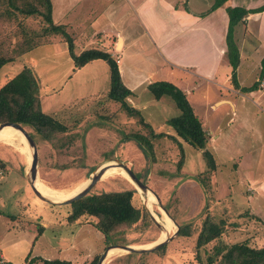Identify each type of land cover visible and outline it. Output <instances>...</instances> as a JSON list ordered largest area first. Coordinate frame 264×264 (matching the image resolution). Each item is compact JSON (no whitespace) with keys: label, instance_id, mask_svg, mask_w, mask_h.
<instances>
[{"label":"rangeland","instance_id":"374dc122","mask_svg":"<svg viewBox=\"0 0 264 264\" xmlns=\"http://www.w3.org/2000/svg\"><path fill=\"white\" fill-rule=\"evenodd\" d=\"M143 1L140 0V6ZM215 1L190 0L189 7L195 12L206 13ZM240 1L242 0H238ZM167 2L177 3L182 11L190 12L185 3L188 2L187 0H167ZM255 2V5H260L264 0H255ZM52 3L53 22L65 26L68 33L73 36L76 54L96 48L112 53L121 61L123 83L133 92L127 103L134 106V109L141 113L144 122L157 133L177 137L174 129L168 126L167 122L178 117L180 111L169 96L155 100L147 86L160 81L170 83L176 81L183 86L181 90L185 93L189 91V102L208 133L207 150L215 156V130L221 132L227 129V125L222 124L221 121L231 113L229 106L220 107L218 112H215L211 106L215 97L221 95L222 89L217 85L219 82L215 81L213 85L199 80L196 76L187 75V70L164 66L167 61L162 50L156 44H152L150 32L133 9L136 8L133 0H52ZM242 4L239 6H249ZM154 6H158L159 11H165L157 3ZM232 6L233 1L229 0L222 8L226 12V8ZM161 19L167 20L165 16ZM37 24V22L32 23L33 26ZM257 26L258 17L247 29L257 34ZM6 28L8 30H3L4 35L8 33L12 37V42L16 43L15 26ZM155 29V27L151 29L153 34ZM219 29L223 32L222 28ZM238 29L239 37L244 38L243 31L246 27L241 25ZM120 35L125 40L122 51V46L118 47ZM50 39L57 40L33 49L0 69L1 89L25 67L30 68L38 84L37 97L42 111L68 126L71 131L78 130L80 135L75 147L65 158L58 156L52 144L37 143L35 135L29 130L38 148L40 182L59 192H72L85 179L89 181L91 175L104 164L120 161L131 167L141 178L143 177L151 191L161 198L164 208L166 205L176 207L180 222L200 224L208 215L216 222L225 221L226 232L221 237V242L229 245L233 242L247 243L245 237L253 235L259 229L264 232V227L257 222L256 228L248 224L249 220L233 223V220L224 213L227 209L215 208V174L204 173L207 164L202 154L183 139L178 138L186 153V161L180 172L177 170L181 156L180 147L168 136L150 138L154 146L153 155L156 156L159 166L152 163L149 153L134 141L122 142L119 136L121 133L147 135L150 134V130L141 123L139 117L130 118L122 111L121 104L108 98L111 80L107 63L99 60L76 69L67 45L58 40L60 39L58 37ZM116 47L120 52L116 51ZM182 52L183 50L178 46L177 54L181 55ZM263 52L264 49H261L257 55L255 54L254 60L250 62L253 64H248L250 67L248 71H242L240 77L244 86H249L257 79L256 68L260 67L262 60L258 64L256 61ZM180 78L183 80L181 81ZM100 117H105L107 121ZM263 117L254 118L250 124H259L264 121ZM29 151V146L27 148L21 143L16 145L0 143V254L3 257V260L0 259V264H44L45 261L92 264L96 259L98 264L100 257L110 246L146 248L154 245L161 237V231L152 224L153 229L150 232L141 234L136 229L128 232L124 236L125 244H109L105 235L96 228L97 221L90 217L74 225L68 224L70 206L46 205L32 192L27 177L31 162ZM257 156L258 154L253 153L245 160L251 162ZM78 160L83 161V167L77 165L60 171L49 168L56 164L62 166ZM155 168L164 170L168 174L167 178L151 175ZM224 172L221 179L225 181L222 185L223 190L226 191L222 193L225 194L221 197L222 203L227 200L228 205H232L231 212H244L248 200L240 193L242 189L233 187L234 193L228 197L232 192L231 182L233 178L239 177V174L232 175L229 167ZM183 185L185 186L182 187ZM238 186L241 187L242 184ZM131 187L135 189L132 183L131 186L127 185L123 177L108 176L104 177L92 192L124 191ZM134 202L135 205H140L141 202L144 207L138 192ZM157 216L161 223V216L159 214ZM177 230L175 225V232H172L169 238ZM228 232L236 233L237 237L234 241L227 238ZM259 232L254 235L257 236ZM196 237L185 239L176 236L164 246V250L160 249L152 254H137L144 257L136 259V263L198 264ZM153 240L155 241L151 243ZM215 243L206 247L207 252L203 254V259L207 258L208 253L213 252ZM127 254L129 253L123 251L121 254L111 256L104 264H124V260L121 259Z\"/></svg>","mask_w":264,"mask_h":264},{"label":"trees","instance_id":"16d2710c","mask_svg":"<svg viewBox=\"0 0 264 264\" xmlns=\"http://www.w3.org/2000/svg\"><path fill=\"white\" fill-rule=\"evenodd\" d=\"M228 1L216 0L207 14L221 8ZM226 12L229 17L226 56L233 70L232 83L235 88H238L236 70L240 65V54L236 39L237 28L243 25L250 15L264 12V5L255 10H248L243 7H227ZM34 22L38 23L37 26L32 25ZM11 25L16 28V43L12 42V37L8 33L4 35L3 30ZM51 37H58L60 38L58 40L67 45L76 69H81L99 60L107 63L111 80L108 98L121 104L123 107L122 111L130 118L139 117L141 123L150 130V134L147 135L121 133L119 136L122 142L134 141L145 152L149 153L152 163L159 166L156 156L153 155L154 146L150 138L157 139L168 136L179 144L181 156L177 170L180 172L186 161V153L178 138L183 139L202 154L207 164V170L204 173L215 174V157L207 150L208 134L202 122L194 113L187 94L183 90L167 81L155 82L148 86V91L155 100H161L163 97L169 96L180 111L178 117L167 122V125L174 129L177 137L157 133L150 125L144 122L141 113L127 103L129 97L133 96V92L123 83L118 60L112 53L96 48L84 50L80 54L75 53L73 36L68 33L65 26L56 25L53 22L52 0H0V69L39 46L56 42L57 39L51 41ZM11 45L14 46L12 47ZM8 54L11 55L8 56ZM261 79H264V58L261 62L259 80ZM259 86L260 81L249 88H242V91L245 93L252 92L257 90ZM37 89V81L32 70L28 67H25L19 75L4 84L0 89V124L6 122L22 124L33 132L37 143H50L58 156L67 158L68 153L75 147L80 138L78 130L77 132L71 131L68 126L45 114L37 97ZM100 118L107 121L105 117ZM77 165L83 167V161H71L62 166L56 164L49 168L60 171L68 170ZM151 175L157 178H167L166 175L168 174L161 168H155ZM140 179L144 182L143 177H140ZM124 180L127 185L131 186V183L126 179ZM202 184L204 185V182ZM136 196L137 191L133 187L124 191L92 192L85 198L69 205L71 211L67 217L68 224L74 225L82 219L90 217L97 221L96 228L105 235L109 244H125L124 236L131 230L136 229L141 234H144L153 229V223L141 202L140 205H135L134 198ZM165 209L172 219L177 224H180H178L180 230L177 238L190 239L197 236L196 260L198 264H264V246L254 248L248 242L233 245L221 242V237L226 232L225 221L216 222L212 216L208 215L200 224L193 222L183 223L180 222L179 213L175 206L166 205ZM213 242H216L213 252L208 253L206 255L207 258L203 259V254L207 252L206 247ZM164 249L165 247L161 250ZM142 257L144 256L127 254L121 260H124V264H137L136 259H141ZM96 262L97 259L92 264H96ZM44 264L71 263L45 261Z\"/></svg>","mask_w":264,"mask_h":264},{"label":"crops","instance_id":"0c3cea01","mask_svg":"<svg viewBox=\"0 0 264 264\" xmlns=\"http://www.w3.org/2000/svg\"><path fill=\"white\" fill-rule=\"evenodd\" d=\"M187 1L185 3L189 7L190 0ZM232 1V7H243L248 10H255L264 5V3L255 5V0ZM133 2L136 6L133 9L138 19L142 20V24L152 36L150 37L152 44H156L162 50V54L167 61L164 66L187 70V75L196 76L199 80L213 85H215V81L219 82L217 85L222 89V92L220 96L215 97L211 106L213 110L215 109V112H218L222 106H229L231 107V113L221 121L222 124L227 125V129L221 130V132L215 130V208L227 209L224 213L227 217H230L229 219L233 220V223L249 220L248 224L254 228H256V222L264 227V121L259 124H250L254 118L264 116V79L259 80L261 65L256 68L255 75L258 74L257 79L253 80L249 86H244L240 77L242 71L249 70L248 64L254 60L255 54L257 55L261 49H264V12L252 14L246 19L243 24L246 27V30L243 31V35L245 32L244 38L239 37V29L237 28L236 39L240 54V65L236 70L239 87L235 88L232 83L233 70L226 56L229 17L222 8L224 6L207 14L208 12H195L190 7V12L187 13L182 11L177 3L171 4L167 0H144L141 6L140 0H133ZM156 3L163 7L161 9L165 11L157 10L159 9L158 6H154ZM242 3L249 6H239ZM162 16H165L167 20L161 19ZM256 17H258L257 34L255 31L253 32L255 34H253L247 28ZM153 27L156 28L154 34L151 31ZM219 28H222L223 32ZM120 38L122 40V51L125 40L122 36ZM178 46L183 50L181 55L177 54ZM117 49L118 47H116V51ZM263 58L264 52L257 57L256 64ZM118 64L122 77L123 69L120 60H118ZM180 80L182 81L183 78H180ZM259 81L260 86L257 90L246 93L242 91V88H249ZM172 83L179 88H183L176 81H172ZM86 84L92 85L90 83ZM186 94L189 98V91ZM226 118L228 119L226 120ZM253 153L258 154V156L254 157L253 161L247 162L245 159ZM226 167L230 168L232 175L239 174V177L233 178L231 182L230 191L232 192L228 197L233 195V187L234 189L236 187L242 189L240 193L248 200L244 212H231L232 205L229 206L227 200L222 203L221 197L225 195L222 193L226 189L223 190L222 183L225 181L221 179V175L225 174V170L227 171ZM239 184H242V186L239 187ZM233 216L235 218H232ZM259 231L254 233L259 232L257 236L253 234L245 237V241L251 247L261 248L264 246V232L262 233L260 229ZM236 237L235 232L227 233V238L231 241H234ZM231 244H237V242ZM0 257L3 260L1 254Z\"/></svg>","mask_w":264,"mask_h":264},{"label":"water","instance_id":"95a60500","mask_svg":"<svg viewBox=\"0 0 264 264\" xmlns=\"http://www.w3.org/2000/svg\"><path fill=\"white\" fill-rule=\"evenodd\" d=\"M121 42V38L118 39V47L119 44ZM5 127H12L14 129L17 130V132H19L28 142V145L30 147V158H31V162H30V168H29V174H28V182L29 185L31 187L32 192L34 193V195L37 197V199H39L42 203H45L46 205L49 206H57V207H61V206H69L71 204H73L74 202L85 198L86 196H88L93 189L96 187V185L104 178V176L106 175V173L108 172L109 169H111L113 166L117 165L120 166L121 168H123L127 174L129 175V177L131 178V182L134 185L135 189L137 190V192L140 194L141 198L143 197V195L146 196V201L147 203L144 204V209L146 211V213L148 214L151 222L161 231V234L165 231V228L163 227V225L159 222V220H157V218H155V216L151 213L150 209H149V200L147 197V190L151 189L147 186V184L145 182H143L140 177L139 174L136 173L131 167H129L127 164L120 162V161H112L110 164H114V165H110V166H105V167H101L98 170H96V172H94L90 179H89V183L88 185L79 193H77L76 195H74L71 198H68L64 201H60V202H55L52 201L48 198H46L43 194H41V192H39V190L36 187V183L39 180V154H38V148H37V144L35 141L34 136L32 135V133L29 131V129L25 126H23L22 124L19 123H12V122H6L3 124H0V132L2 131V129H4ZM155 197L157 198L158 201V206L160 209H162L165 214L167 215V217H169L174 224L177 226L178 230L176 231V233H174V235L172 237L169 238V236L162 241L160 244L158 245H152L150 247H146V248H135L132 246H120V245H115V246H110L107 251L100 257L98 264H104L105 260L108 258V254L112 249H121L126 253L129 254H152L157 252L158 250L162 249L165 245H167V243H169L171 240H173L177 235L178 232L180 230L179 225H177V223L172 219V217L170 216V214L167 212V210L164 208L161 198L154 193L153 191H151ZM157 243V242H156Z\"/></svg>","mask_w":264,"mask_h":264},{"label":"bare ground","instance_id":"6f19581e","mask_svg":"<svg viewBox=\"0 0 264 264\" xmlns=\"http://www.w3.org/2000/svg\"><path fill=\"white\" fill-rule=\"evenodd\" d=\"M119 46L120 47L122 46V40H121ZM0 143H5L8 145H16V144L21 143V144H24L25 146H27V148L29 146L26 139L19 132H17L16 129H14L12 127H5L4 129H2V131L0 132ZM106 165L110 166V165H114V164H107L106 163L102 167H105ZM108 176H120V177H123L124 179H126L129 183H132L131 182L132 180L129 177V175L127 174V172L123 168H121L120 166H117V165H115L111 169H109L104 177H108ZM88 183H89V181L82 182L72 192H59L57 190H53V189L45 186L40 181H37L36 187L39 190V192H41V194H43L46 198H48L52 201H55V202H60V201L62 202L68 198L73 197L74 195H76L80 191H82L88 185ZM147 197L149 200V209H150L151 213L155 216V218H157V220L159 219L157 214H159L161 216V218H160L161 223H162L163 227L165 228V231L162 233V235L158 239L157 243H155V245H158L162 241H164L168 236H170L172 232H175V224L169 217H167L165 212L159 208V206L157 204L158 203L157 198L155 197V195L150 190H147ZM142 201L144 202V204L147 203L145 195H143ZM157 206L159 209L157 208ZM121 253H123V250H121V249H112L108 254V258L111 256H114V255H117V254H121Z\"/></svg>","mask_w":264,"mask_h":264},{"label":"built area","instance_id":"2783aa9c","mask_svg":"<svg viewBox=\"0 0 264 264\" xmlns=\"http://www.w3.org/2000/svg\"><path fill=\"white\" fill-rule=\"evenodd\" d=\"M1 258V257H0Z\"/></svg>","mask_w":264,"mask_h":264}]
</instances>
